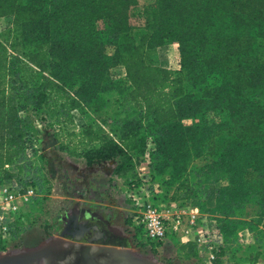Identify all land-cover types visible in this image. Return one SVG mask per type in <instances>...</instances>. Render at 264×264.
Instances as JSON below:
<instances>
[{
	"label": "trees",
	"instance_id": "1",
	"mask_svg": "<svg viewBox=\"0 0 264 264\" xmlns=\"http://www.w3.org/2000/svg\"><path fill=\"white\" fill-rule=\"evenodd\" d=\"M138 3L0 0V17H12L17 30L0 38V185L39 187L20 175L28 164L25 116L46 108L61 115L54 124L66 132L62 151L89 166L120 158L115 173L131 175L130 185L152 143L148 187L156 203L206 209L215 187L226 217L255 202L264 211V0H152L137 31L130 12ZM169 43L179 45L178 70L155 56ZM121 103L136 115L118 129ZM114 106L113 118L96 119ZM76 114L79 131L66 126ZM204 156L212 160L196 168ZM29 219L14 222L11 237ZM229 252L216 248L213 264H250Z\"/></svg>",
	"mask_w": 264,
	"mask_h": 264
},
{
	"label": "rangeland",
	"instance_id": "2",
	"mask_svg": "<svg viewBox=\"0 0 264 264\" xmlns=\"http://www.w3.org/2000/svg\"><path fill=\"white\" fill-rule=\"evenodd\" d=\"M151 1L139 0L138 5L131 9V21L138 26L137 31L146 22L145 7ZM16 33L12 17H0V38H6L8 34L12 38ZM155 56L164 65L178 67L180 63L177 43L158 47ZM114 75L125 84L123 71L117 70ZM117 105L116 107H119L117 118L121 122L116 124L115 128L119 129L125 123L124 118L135 117L136 114L133 111L126 112L129 104ZM116 107L114 106L111 111L102 110L96 113V119L113 118ZM60 116L51 114L46 108L38 111L30 109L25 116L29 141L26 151L28 164L26 171L20 175L35 180L39 184V193L33 199L30 219L21 227V234L2 241L0 254L33 249L51 239H68L81 243L105 242L131 248L152 256L160 264H213L214 259L211 262V252L205 244L183 243L174 239L159 248H150L143 242L146 238H143L138 229L134 231L131 227H122L124 219L110 218L111 208L127 207V204H132L129 192L132 177L127 175L121 179L111 172L121 162L120 158L113 159L112 162H100L98 166L92 168L76 166L79 163L85 164V160L70 156L60 149L59 141L64 139L66 134L62 130L63 125L54 124ZM82 121L84 120L80 115L76 114L75 124L66 126L79 131ZM148 147L147 153L140 157L137 152L131 151L135 158L139 157L140 166H148L151 162L149 149L153 144L150 143ZM47 153H52L53 163L48 160ZM62 159H65V162ZM211 160L210 156L198 158L194 166L202 168ZM140 166L138 165L135 171L139 172ZM193 179H196V176L193 175ZM144 193L147 197L154 194L153 189L148 186ZM170 193L169 191L168 195H171ZM103 194L107 199L100 204L99 198H103ZM215 199L209 187L204 205L206 209L200 208L201 223L209 241L216 245L214 250L224 245L230 251L233 260L264 264V229L259 223L251 222L250 206L247 205L246 209L242 210L244 213L239 210L226 217L224 211L229 208H219ZM125 219L127 223L132 224L130 215ZM224 223L227 224L225 227ZM111 225L114 226L113 229ZM258 252L259 258L255 260Z\"/></svg>",
	"mask_w": 264,
	"mask_h": 264
},
{
	"label": "built area",
	"instance_id": "3",
	"mask_svg": "<svg viewBox=\"0 0 264 264\" xmlns=\"http://www.w3.org/2000/svg\"><path fill=\"white\" fill-rule=\"evenodd\" d=\"M149 167H139V178L129 185L130 197L135 208L131 216L136 228L141 232L149 247L159 248L174 239L183 243L205 244L211 252V262L215 258L214 245L207 237L201 223L199 207L190 203L154 202L144 193L151 184ZM117 178H121L116 176ZM122 179V178H121ZM39 187L26 182L8 181L0 185V237H11L12 224L24 219L32 212L33 199Z\"/></svg>",
	"mask_w": 264,
	"mask_h": 264
},
{
	"label": "flooded vegetation",
	"instance_id": "4",
	"mask_svg": "<svg viewBox=\"0 0 264 264\" xmlns=\"http://www.w3.org/2000/svg\"><path fill=\"white\" fill-rule=\"evenodd\" d=\"M40 246H45L48 251L47 258L43 259L40 264H120L121 260L126 264H147L142 260L135 261L131 259L128 253L113 251L115 247L119 246L111 243L99 242L94 244L92 242H75L68 239H51ZM62 248L72 250V253L67 258H63L60 254ZM136 255L139 257H152L139 252H136Z\"/></svg>",
	"mask_w": 264,
	"mask_h": 264
},
{
	"label": "water",
	"instance_id": "5",
	"mask_svg": "<svg viewBox=\"0 0 264 264\" xmlns=\"http://www.w3.org/2000/svg\"><path fill=\"white\" fill-rule=\"evenodd\" d=\"M113 251L118 253H128L131 259H134L135 261L142 260L147 264H159L153 257L137 256L136 252L131 248L115 247ZM47 252L48 251L45 246H38L33 249L0 254V264H40L43 259L47 258ZM70 253H72V250L62 248V253L60 254H62L63 258H67ZM121 261L120 264H126Z\"/></svg>",
	"mask_w": 264,
	"mask_h": 264
},
{
	"label": "crops",
	"instance_id": "6",
	"mask_svg": "<svg viewBox=\"0 0 264 264\" xmlns=\"http://www.w3.org/2000/svg\"><path fill=\"white\" fill-rule=\"evenodd\" d=\"M178 49H179V45H178ZM166 66L168 68L172 69V70H178L181 67L180 63L178 64V67L171 66L170 64L166 65ZM47 155H48V160L50 161V163H53L54 157H52V153H47ZM62 160H63V162H65V159H62ZM69 160H71V159L69 158ZM105 162H112V160L104 161V163ZM99 164H100V162L89 166L85 162V164L84 163H79L76 166H84L85 168H92V167L98 166ZM111 172H114V174L116 175L115 170L112 169ZM170 187L167 190H169L171 192V194L175 193V187H171V188ZM210 191H211L212 194L214 193V196L216 197V189H215V187L210 188ZM102 197L103 198H99V203L100 204H103L104 200L107 199L104 194L102 195ZM126 206L127 207H119V206H117L115 208H111L110 211H109V216H110V218H112L114 220L124 219V224H123L122 227H131L134 231H136L137 228H136V226H135V224L133 222V219L131 217L133 215V212L135 211V208H134L133 204H127ZM249 206H250L249 209L251 210V214L249 213L250 214V218H251L250 220H252V219H254L256 221L260 220L259 226L264 229V226H263V221H264L263 205L258 203V202H255V203H251ZM129 215H130V219H131L130 222L132 224L127 223V221L125 219ZM111 228L113 229L114 226L111 225Z\"/></svg>",
	"mask_w": 264,
	"mask_h": 264
}]
</instances>
